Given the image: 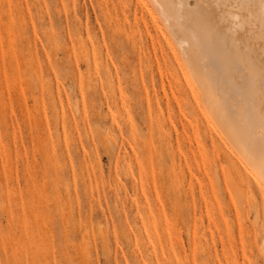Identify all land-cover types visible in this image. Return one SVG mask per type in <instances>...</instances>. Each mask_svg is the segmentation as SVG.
<instances>
[{
	"label": "rangeland",
	"instance_id": "obj_1",
	"mask_svg": "<svg viewBox=\"0 0 264 264\" xmlns=\"http://www.w3.org/2000/svg\"><path fill=\"white\" fill-rule=\"evenodd\" d=\"M148 8L0 0V264H264V185L244 183Z\"/></svg>",
	"mask_w": 264,
	"mask_h": 264
},
{
	"label": "bare ground",
	"instance_id": "obj_2",
	"mask_svg": "<svg viewBox=\"0 0 264 264\" xmlns=\"http://www.w3.org/2000/svg\"><path fill=\"white\" fill-rule=\"evenodd\" d=\"M146 1L147 14L160 22L164 40L181 61L186 86L206 125L239 164L244 183L260 188L264 185V0ZM105 138L112 139L109 134ZM231 175L223 171L237 212L243 208L244 189Z\"/></svg>",
	"mask_w": 264,
	"mask_h": 264
},
{
	"label": "snow or ice",
	"instance_id": "obj_3",
	"mask_svg": "<svg viewBox=\"0 0 264 264\" xmlns=\"http://www.w3.org/2000/svg\"><path fill=\"white\" fill-rule=\"evenodd\" d=\"M262 129H264V118H262Z\"/></svg>",
	"mask_w": 264,
	"mask_h": 264
}]
</instances>
